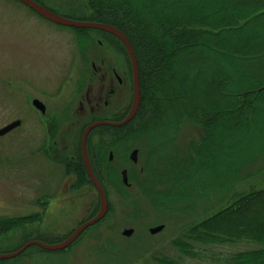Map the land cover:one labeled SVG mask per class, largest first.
Segmentation results:
<instances>
[{"label":"rangeland","instance_id":"obj_1","mask_svg":"<svg viewBox=\"0 0 264 264\" xmlns=\"http://www.w3.org/2000/svg\"><path fill=\"white\" fill-rule=\"evenodd\" d=\"M34 1L73 20L85 21L100 12H106L100 17L111 19L107 9L99 11L94 7L93 0ZM131 1L138 7L146 6L147 15H153L155 20L159 15L172 13L173 8L179 16L198 19L231 13L226 8L227 0L223 3ZM259 3L264 7V0ZM119 8L120 5L113 9L120 14ZM139 48L138 56L143 61L144 54ZM86 50L99 54L98 65L102 64L100 55H103L106 65H115L120 72H126L130 81L126 49L111 35L95 29L58 26L17 0H0V128L16 120L21 122L0 137V218H29L0 232V254L13 252L29 240L59 242L99 210L96 190L88 181L77 179L78 167L74 163L65 170L60 159L57 162L60 171L56 174L49 164L45 166L40 162L34 151L40 124L36 107L31 105L35 91H51L63 75L73 71L72 62ZM88 58L86 63L90 66L92 58ZM210 60L207 68L218 82L224 77L235 80L232 86L238 85L239 68L228 69V62L218 58ZM185 64V58H180L165 74L166 85L161 92L166 102V120L156 128L141 131L140 124L153 115L148 112L143 120L131 126H128L129 121L122 129L98 126L86 140L88 151L105 146V163L97 165L95 162V172L104 184L108 201L102 220L87 228L65 249L49 251L32 245L16 257L0 260V264H162V256L178 259L179 264H212L210 259L197 260L179 254L172 241L188 226L227 208L234 198L251 189H264V112L257 121L258 131L233 130L227 102L219 97V92L210 94L202 85L201 66L186 67ZM71 86L73 88L74 82ZM260 104L264 107V100ZM183 105L212 107L216 115L221 114L220 121H214L215 125L211 126L210 140L206 136L203 140L201 129L189 121L181 122L180 130L170 136L171 117ZM135 128H139L138 131ZM77 135L75 133L72 144L78 141ZM134 148L139 149L137 163L128 159ZM125 169L130 187L122 181L121 171ZM196 169L199 170L195 172ZM162 176L169 180L158 181L164 185L154 181ZM229 177L230 181H237L238 177L246 179L235 189L222 192L217 184L228 182ZM204 179L212 186L192 194L186 206L181 205L182 201L175 205L172 199L161 198L156 192V188L165 189L173 183L177 187ZM152 184L156 186L153 188ZM160 224L164 225L163 230L150 234L149 228ZM130 228L132 234L123 235V230ZM3 229L5 227L0 228ZM231 250L228 245L211 247L213 254L219 253L222 257Z\"/></svg>","mask_w":264,"mask_h":264},{"label":"trees","instance_id":"obj_2","mask_svg":"<svg viewBox=\"0 0 264 264\" xmlns=\"http://www.w3.org/2000/svg\"><path fill=\"white\" fill-rule=\"evenodd\" d=\"M93 1L97 10L107 9V15L111 16V19L100 17L106 13L100 12L101 14L98 13L97 16L85 21L102 22L120 29L128 38L136 56L139 69L140 105L128 126L143 120L148 112H152L153 115L140 124L141 131L149 129L152 131L160 122L166 120L164 117L166 102L161 92L166 85L165 74L173 67L174 61L185 58L186 67L201 66L200 81L211 91H209L210 94L213 91L217 94L219 92V97L227 102L231 110L228 117L233 130L248 133L259 130L257 121L261 119V113L264 112V107L260 104V101L264 100V10L262 11L264 7L259 3L260 0H227L229 5L226 8L231 13L224 17L221 15L214 16L212 19L184 17L179 16L173 8L172 13L159 15L156 20L153 19V15H147L146 6L138 7L131 0ZM211 1L226 2L225 0ZM118 5H120L119 10H122L120 14L113 9ZM98 16L101 19H97ZM119 43L122 44L120 41ZM138 47L144 54V56L141 55L143 61L140 55L138 56ZM213 57L228 62V69L231 67L240 69L241 77L239 76L237 86L235 84L232 86L234 79L232 81L222 77L220 83L214 78L213 72L207 68ZM211 108L201 105L179 106L170 120L172 130L170 136L173 137L174 133L180 130L181 122L189 121L201 129L203 140L205 136L210 140L211 126L221 119V114L216 115ZM233 115L235 119L231 117ZM124 126L117 129H122ZM138 129L135 128V131ZM123 149H125L124 146ZM96 152L98 159L96 160L105 163V150L104 157L102 152ZM74 165L78 167L79 181L87 182L89 177L82 158L79 157ZM198 170L196 169L195 172ZM93 173L98 176L95 170ZM167 178L162 176L154 181L161 183L158 181L168 180ZM206 179L177 187H175L176 183H173L165 189L156 188V192L161 198L164 197L168 201L172 199L171 202L175 205L182 201L181 205L184 206L190 201L187 199L196 191L212 186ZM237 179V181L233 179L230 181L229 177L228 182L217 185L219 189L222 188V192L233 190L246 177ZM88 183L91 185L90 181ZM151 186L154 188L156 184ZM28 219L0 218V228L5 227L0 232L10 230ZM172 244L179 254L186 258L210 259L212 264L213 262L216 264H264V189H251L234 198L227 208L220 209L218 213L203 222L188 226L185 232L172 241ZM227 245L232 250L223 257L211 251L213 246ZM160 262L162 264L180 263L178 259L168 256H162Z\"/></svg>","mask_w":264,"mask_h":264},{"label":"flooded vegetation","instance_id":"obj_3","mask_svg":"<svg viewBox=\"0 0 264 264\" xmlns=\"http://www.w3.org/2000/svg\"><path fill=\"white\" fill-rule=\"evenodd\" d=\"M97 55L99 54L94 51H84L78 55V60L75 58L74 63L72 62L71 68L73 71L71 73L66 76L63 75L56 86L51 88V91L36 90V96L32 98V106L34 100L38 101L37 106L33 107H36L34 109L37 111V117L40 121L34 151L40 162L45 164V166L49 164L50 169L56 174L60 171L57 164L60 159H62V162L59 163H62V168L66 167L65 170L71 163L75 164V162H78L79 156L83 160L81 137L87 125L100 120L121 121L131 109L133 100L131 66L129 81L126 78V72H120L115 65H106L103 55H100L102 64L98 65L97 59L99 57L97 58ZM88 56L92 58L90 66L86 63L89 59ZM76 60L77 64L74 69ZM73 82L74 86L72 88L71 84ZM57 101L59 102L57 103ZM97 128L89 132L87 139ZM75 133L78 134V141L75 140L76 144H74L75 141L72 144ZM79 139L80 145H78ZM103 147L105 146H98L97 149H94L95 151H88L86 148L92 170H95V162H98L96 151L102 152V157H104ZM75 148L77 151H75ZM134 150H137L136 158L138 159L139 149L134 148L128 155V159L131 162H134L130 158ZM76 152L78 154L80 152V154L78 155ZM112 158L113 156L110 153V161ZM134 163H137V160ZM103 164L104 162L97 163V165ZM95 177L104 190V184L100 180V176ZM87 180L91 182L90 178ZM91 185L96 190L92 182ZM125 185L131 186L128 174L127 184Z\"/></svg>","mask_w":264,"mask_h":264},{"label":"water","instance_id":"obj_4","mask_svg":"<svg viewBox=\"0 0 264 264\" xmlns=\"http://www.w3.org/2000/svg\"><path fill=\"white\" fill-rule=\"evenodd\" d=\"M18 2L24 4L27 6L29 9L37 13L39 16L42 18L51 21L53 23L66 26V27H74V28H84V29H95L99 30L101 32H105L107 34H110L114 36L116 39H118L123 46L126 49V52L128 54V58L130 61V66L132 70V81H133V100H132V105L131 109L128 113V115L121 121L113 122V121H108V120H100V121H95L87 125V127L83 130L82 137H81V150H82V156H83V163L84 167L86 169L87 175L90 178L91 182L93 183L97 194L99 198V210L97 214L90 218L89 220L85 221L81 225H79L69 236H67L65 239L56 242V243H46L40 240H29L26 243H24L20 248L13 252L5 253V254H0V260L4 259H11L13 257H16L20 255L23 251H25L28 247L32 245H36L42 249L49 250V251H58L65 249L69 245H71L87 228L90 226H93L96 224L98 221H100L106 214L107 209H108V201L106 194L100 185V183L97 181L93 170L90 165V161L88 158L87 150H86V140L89 132L98 127V126H103V125H109V126H123L129 121L132 120V118L135 116L137 113V110L139 108V103H140V85H139V69H138V64L136 60L135 53L132 49V46L126 37V35L117 27L112 26L110 24L102 23V22H94V21H82V20H73L69 19L66 17H63L61 15H58L43 5L39 4L38 2L34 0H17ZM38 101L34 100L33 105L37 106ZM21 124L20 120H16L2 128H0V137L11 131L12 129L18 127ZM137 150H134L131 154V159L136 162L137 160ZM122 179L125 184H127V172L126 170L122 171ZM164 228L163 224L154 226L149 228L150 234H156L160 231H162ZM133 232V229H125L123 230V235L130 236Z\"/></svg>","mask_w":264,"mask_h":264}]
</instances>
